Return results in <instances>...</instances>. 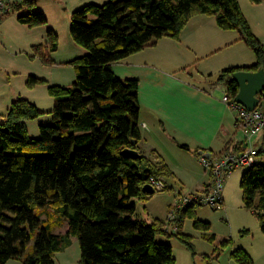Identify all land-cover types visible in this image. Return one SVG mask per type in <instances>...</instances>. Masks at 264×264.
<instances>
[{"label":"trees","instance_id":"16d2710c","mask_svg":"<svg viewBox=\"0 0 264 264\" xmlns=\"http://www.w3.org/2000/svg\"><path fill=\"white\" fill-rule=\"evenodd\" d=\"M38 1L24 0L14 9H33ZM195 15L215 17L220 28L239 31L257 57L251 67L228 68L219 75L217 82L226 85L234 100L240 87L233 74L264 69V46L238 0H109L87 4L73 14L71 37L88 52L71 62L76 70L73 85L50 87L55 98L52 122L41 124L40 137H32L27 122L42 112L26 98L15 100L0 121V264L12 259L55 264L56 254L72 244V237L79 241V264H176L172 246L162 237H176L195 254L192 237L182 232V225L186 218H196L198 206H189L169 222L179 227L175 233L162 220L148 223L136 217L133 201L150 199L144 191L150 179L172 174L139 149V80L120 79L113 69L165 37L179 40ZM19 21L31 28L48 24L43 13L21 15ZM48 41L56 52L58 36L52 30ZM41 49L35 47L36 52ZM33 81L41 82L36 77ZM127 149L139 150L142 158L125 155ZM241 188L245 208L264 233L262 162L247 169ZM170 190L168 186L165 191ZM51 207H58L60 220H66L65 234L55 233L52 221L46 225L37 212L43 209L50 216ZM195 227L211 230V224L198 219ZM210 239L215 241V235ZM218 256L206 257L207 264ZM232 258L254 264L242 248Z\"/></svg>","mask_w":264,"mask_h":264},{"label":"crops","instance_id":"0c3cea01","mask_svg":"<svg viewBox=\"0 0 264 264\" xmlns=\"http://www.w3.org/2000/svg\"><path fill=\"white\" fill-rule=\"evenodd\" d=\"M12 1L15 2L14 8L23 3L21 0ZM238 1L253 33L264 46V14L260 12L258 15L257 10L263 6L264 0L259 4L252 0ZM256 62L254 51L242 40L239 31L220 28L215 17L195 15L182 30L179 40L165 37L113 65L120 79L139 80V126L142 136L139 149L152 163L172 174L171 183L162 177L172 191L181 186L178 187L180 194H201L209 187L211 180L199 151L219 156L242 140L243 134L236 127V111L224 102L227 87L217 80L225 69L251 67ZM32 125L36 128L33 123L29 127L32 128ZM238 133L242 134L241 138ZM183 190L186 193H181ZM153 199L151 195L147 201L149 218L139 219L148 223L162 220L167 223L166 229L175 233L179 227L169 223V216L164 220L152 210ZM172 205L169 203L168 208ZM195 217L191 219L199 235L205 238L215 235L211 234V230L204 231L195 227L196 219L211 224V228L213 224L200 216L197 209ZM42 219L45 221L43 216ZM58 223L59 227H54L55 233L65 234L68 227L66 220L61 219ZM185 224L184 220L183 231ZM241 232L237 241L229 239L232 246L227 248L230 251L228 264H239L232 258V253L239 248L251 256L254 264L264 262V233L260 224L259 229H243ZM160 239L172 246L176 264H199L197 257L204 252L195 244L194 254L176 237ZM77 241L76 237H72L71 245L76 246ZM209 241L212 242L211 239ZM33 244L34 240L29 251ZM218 259L219 256L213 261ZM7 264L24 263L12 259Z\"/></svg>","mask_w":264,"mask_h":264},{"label":"rangeland","instance_id":"374dc122","mask_svg":"<svg viewBox=\"0 0 264 264\" xmlns=\"http://www.w3.org/2000/svg\"><path fill=\"white\" fill-rule=\"evenodd\" d=\"M21 1L24 2V0ZM108 1L39 0L33 9L17 11L13 7L8 14L2 16L0 20V121H4L3 116L15 100L26 98L42 112L40 117L27 122L28 126L32 123L36 126V128L34 125L32 128L29 127L31 136L40 137L39 126L49 124L53 119L51 112L54 109L55 98L49 92L50 87L73 85L76 70L71 62L88 52L87 49L77 45L71 37L70 27L73 14L87 4L103 5ZM257 10H259L258 15L260 12L264 14V4ZM29 13H43L48 19V24L34 28L22 24L19 17ZM49 30L54 31L58 36L59 48L56 52L50 49ZM36 46L42 48L40 53L35 51ZM32 77L38 78L41 82H31ZM238 134L241 138L242 134ZM262 163L264 165V159ZM246 171L247 169H239L227 177L224 188L226 203L223 210H214L209 206L196 208L200 216L213 223L211 234L216 235L215 241H209L211 236L205 238L199 235V231L194 228V221L189 217L185 219V229L182 232L192 235L193 244L204 252V255L200 254L197 257L199 264H207V258L218 255L219 259L213 261L212 264H228L230 251L227 248L232 246L234 239L235 241L239 239L242 235L241 230L259 229L257 217L244 205L241 179ZM209 177L212 180L210 174ZM164 178L168 183L172 182L171 176H164ZM178 187L181 186H177L174 191H159L152 195L154 199L151 202V208L157 212L158 217L167 219L170 210L169 203L175 204L179 199L180 189ZM181 193H186V191L183 190ZM133 202L137 205L136 217L149 218L147 202L138 199H134ZM58 211V207H51L49 213L52 214V218L49 219V214L44 213L43 209L37 210L45 221H52L56 229L59 227L58 221L60 220ZM45 223L48 225L50 222ZM229 239L232 241L222 245ZM80 260L81 249L77 241L76 246L71 245L56 254L55 264H79ZM257 264H264V262L259 261Z\"/></svg>","mask_w":264,"mask_h":264},{"label":"built area","instance_id":"2783aa9c","mask_svg":"<svg viewBox=\"0 0 264 264\" xmlns=\"http://www.w3.org/2000/svg\"><path fill=\"white\" fill-rule=\"evenodd\" d=\"M15 2L0 0V20L9 13ZM224 102L236 111V127L242 140L219 156H202V162L212 177L209 187L201 194H180L170 208L169 221L178 219L189 206H209L214 210L225 207L224 188L227 177L239 169H250L264 159V93L259 96L256 109L248 110L236 103L226 92ZM156 192L165 191L168 184L162 177H152L149 182Z\"/></svg>","mask_w":264,"mask_h":264},{"label":"water","instance_id":"95a60500","mask_svg":"<svg viewBox=\"0 0 264 264\" xmlns=\"http://www.w3.org/2000/svg\"><path fill=\"white\" fill-rule=\"evenodd\" d=\"M232 80L239 84V92L234 98V101L248 110L256 109L259 103V95L264 92V69L257 72L254 71H238L233 74ZM138 140H134V144H138ZM125 155L132 158H142V154L136 149H127ZM199 155L210 158L211 153L199 151ZM147 194L153 195L156 193L152 185L148 184L144 187Z\"/></svg>","mask_w":264,"mask_h":264}]
</instances>
